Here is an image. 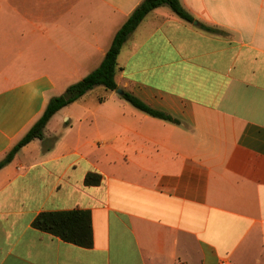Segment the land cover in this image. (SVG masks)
<instances>
[{"label": "crops", "instance_id": "obj_1", "mask_svg": "<svg viewBox=\"0 0 264 264\" xmlns=\"http://www.w3.org/2000/svg\"><path fill=\"white\" fill-rule=\"evenodd\" d=\"M142 2L0 0V160ZM180 2L194 23L150 12L116 76L180 123L102 86L60 109L0 170V264H264V0ZM73 209L91 248L33 226Z\"/></svg>", "mask_w": 264, "mask_h": 264}, {"label": "trees", "instance_id": "obj_2", "mask_svg": "<svg viewBox=\"0 0 264 264\" xmlns=\"http://www.w3.org/2000/svg\"><path fill=\"white\" fill-rule=\"evenodd\" d=\"M165 5L169 6L180 18L189 23H194L196 20L195 17L183 7L180 0H143L115 34L113 42L102 63L83 79L71 84L64 93L50 99L40 119L12 147L5 157L0 160V170L9 164L25 145L34 139L44 138L45 128L48 122L60 109L76 102L86 93L98 86H102L108 91L118 90L120 87L116 76L118 72V57L122 47L129 36L138 28L150 12ZM200 27L209 32H220L217 28L204 24H200ZM121 97L139 110L153 117L176 124L180 123L179 119L165 111L152 107L129 91L123 90ZM103 100L104 98H100V102ZM101 179L102 177L100 174L89 173L85 178V184L89 186L98 185ZM33 226L80 247L91 248L94 245L92 213L89 210L73 209L44 211L34 219Z\"/></svg>", "mask_w": 264, "mask_h": 264}, {"label": "water", "instance_id": "obj_3", "mask_svg": "<svg viewBox=\"0 0 264 264\" xmlns=\"http://www.w3.org/2000/svg\"><path fill=\"white\" fill-rule=\"evenodd\" d=\"M195 23H196V22H195ZM117 92L120 93V94H122L123 90L119 88V89L117 90Z\"/></svg>", "mask_w": 264, "mask_h": 264}, {"label": "built area", "instance_id": "obj_4", "mask_svg": "<svg viewBox=\"0 0 264 264\" xmlns=\"http://www.w3.org/2000/svg\"><path fill=\"white\" fill-rule=\"evenodd\" d=\"M221 264H228V263L224 261V262H222Z\"/></svg>", "mask_w": 264, "mask_h": 264}, {"label": "rangeland", "instance_id": "obj_5", "mask_svg": "<svg viewBox=\"0 0 264 264\" xmlns=\"http://www.w3.org/2000/svg\"><path fill=\"white\" fill-rule=\"evenodd\" d=\"M119 70V69H118ZM119 73H120V70H119ZM99 87V86H98Z\"/></svg>", "mask_w": 264, "mask_h": 264}]
</instances>
